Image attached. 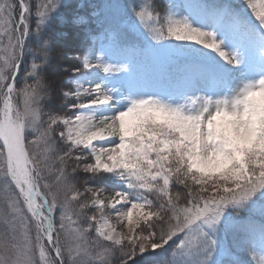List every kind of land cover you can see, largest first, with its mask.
I'll list each match as a JSON object with an SVG mask.
<instances>
[{
    "label": "snow or ice",
    "instance_id": "1",
    "mask_svg": "<svg viewBox=\"0 0 264 264\" xmlns=\"http://www.w3.org/2000/svg\"><path fill=\"white\" fill-rule=\"evenodd\" d=\"M0 264H264V0H0Z\"/></svg>",
    "mask_w": 264,
    "mask_h": 264
},
{
    "label": "trees",
    "instance_id": "2",
    "mask_svg": "<svg viewBox=\"0 0 264 264\" xmlns=\"http://www.w3.org/2000/svg\"><path fill=\"white\" fill-rule=\"evenodd\" d=\"M81 2H89V0H70V3L73 5L79 4ZM91 2L95 3L96 0H91ZM161 3L163 4L164 1L161 0ZM73 12H78L81 15L86 14V10L79 9V8H72L69 10L67 16L70 20L72 17ZM96 25L93 23L91 27H95ZM80 30L78 25H74L72 23H65V24H57L56 26V35L54 36L51 46L52 48L57 51L58 49H69L71 48L75 43V36L77 32ZM61 33H67V36L61 35ZM39 62V61H38ZM67 65V64H66ZM257 220H259V217H257Z\"/></svg>",
    "mask_w": 264,
    "mask_h": 264
},
{
    "label": "rangeland",
    "instance_id": "3",
    "mask_svg": "<svg viewBox=\"0 0 264 264\" xmlns=\"http://www.w3.org/2000/svg\"><path fill=\"white\" fill-rule=\"evenodd\" d=\"M234 3H237L238 2V0H232ZM33 2H34V0H33ZM96 2H98V0H96ZM164 2L165 3H163L165 6H167V4L170 2V0H164ZM171 2H175V3H179V2H181V0H171ZM174 11L176 12V13H178V16H177V18H179V15H185L186 13L185 12H182V10L181 9H174ZM58 51H60V49H58L57 50V52ZM67 64V62H65V66H67L66 65ZM29 82H31V81H29ZM60 102L59 101H55L54 102V104L55 105H58ZM47 110V109H46Z\"/></svg>",
    "mask_w": 264,
    "mask_h": 264
}]
</instances>
